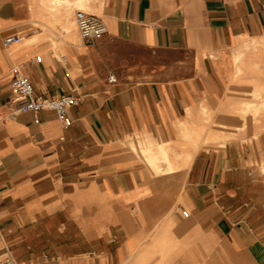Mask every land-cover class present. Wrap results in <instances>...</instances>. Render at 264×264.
<instances>
[{"label":"crops","instance_id":"obj_1","mask_svg":"<svg viewBox=\"0 0 264 264\" xmlns=\"http://www.w3.org/2000/svg\"><path fill=\"white\" fill-rule=\"evenodd\" d=\"M76 4L102 36L80 34ZM17 63L37 92L75 96L69 124L15 110ZM7 255L264 264V0H0Z\"/></svg>","mask_w":264,"mask_h":264},{"label":"built area","instance_id":"obj_2","mask_svg":"<svg viewBox=\"0 0 264 264\" xmlns=\"http://www.w3.org/2000/svg\"><path fill=\"white\" fill-rule=\"evenodd\" d=\"M74 20L80 31V34L88 39H94L102 36L106 28L103 21L82 8H76ZM20 33H11L3 38V43L8 44L20 40ZM37 58H39L37 56ZM109 79L114 76L109 75ZM11 91L14 101L17 102L16 111H38L43 108L54 109L57 116L64 124H69L71 117L68 114V107L75 102V96L71 93H60L55 95H46L37 92L30 78L24 73L22 65L17 63L12 66ZM183 215L188 214L187 209L181 210ZM2 264H14L10 255L5 256Z\"/></svg>","mask_w":264,"mask_h":264},{"label":"rangeland","instance_id":"obj_3","mask_svg":"<svg viewBox=\"0 0 264 264\" xmlns=\"http://www.w3.org/2000/svg\"><path fill=\"white\" fill-rule=\"evenodd\" d=\"M76 7H81V4H76ZM119 50H121L122 52H126V51H130L132 50L131 47L129 45H127L126 43H123L121 41H115L114 44Z\"/></svg>","mask_w":264,"mask_h":264},{"label":"bare ground","instance_id":"obj_4","mask_svg":"<svg viewBox=\"0 0 264 264\" xmlns=\"http://www.w3.org/2000/svg\"><path fill=\"white\" fill-rule=\"evenodd\" d=\"M80 8V7H79ZM82 9H84V8H82ZM85 10V9H84ZM225 140V139H224ZM168 168V167H167ZM161 179V178H160Z\"/></svg>","mask_w":264,"mask_h":264}]
</instances>
